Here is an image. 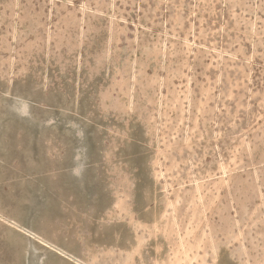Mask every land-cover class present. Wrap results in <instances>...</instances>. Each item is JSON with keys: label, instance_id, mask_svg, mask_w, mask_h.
<instances>
[{"label": "rangeland", "instance_id": "obj_1", "mask_svg": "<svg viewBox=\"0 0 264 264\" xmlns=\"http://www.w3.org/2000/svg\"><path fill=\"white\" fill-rule=\"evenodd\" d=\"M0 264H264V0H0Z\"/></svg>", "mask_w": 264, "mask_h": 264}]
</instances>
